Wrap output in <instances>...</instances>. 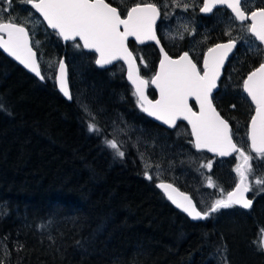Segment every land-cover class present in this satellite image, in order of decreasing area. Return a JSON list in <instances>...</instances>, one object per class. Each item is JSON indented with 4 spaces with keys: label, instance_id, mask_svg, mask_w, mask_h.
<instances>
[{
    "label": "trees",
    "instance_id": "trees-1",
    "mask_svg": "<svg viewBox=\"0 0 264 264\" xmlns=\"http://www.w3.org/2000/svg\"><path fill=\"white\" fill-rule=\"evenodd\" d=\"M36 40L37 57L44 51L63 59L71 99H64L52 80L37 81L0 53V264H264L262 252L253 247L256 230L264 229L263 194L251 198L249 209L231 207L189 221L144 178L133 155L119 158L105 146L102 132L87 129L88 118L112 104L151 134L144 142L164 131L142 114L122 69L111 78L107 69L94 66L93 54L75 42H61L42 23ZM128 47L147 64L140 75L150 76L154 48ZM234 58L223 74L236 91L228 98L226 88L213 102L222 118L236 120L242 135L251 107L239 103L236 85L250 70L249 58ZM73 61L81 64L77 82L70 72ZM122 93L125 107H117ZM228 105L235 107L227 116ZM172 136L154 143L179 139ZM160 149L165 165L172 152Z\"/></svg>",
    "mask_w": 264,
    "mask_h": 264
},
{
    "label": "snow or ice",
    "instance_id": "snow-or-ice-1",
    "mask_svg": "<svg viewBox=\"0 0 264 264\" xmlns=\"http://www.w3.org/2000/svg\"><path fill=\"white\" fill-rule=\"evenodd\" d=\"M21 2L30 5L39 13L47 26L64 41H73L76 47L89 49L98 54L95 60L98 66L104 67L114 61L123 60L128 66L127 78L134 86L133 95L143 112L170 127H176L177 121H187L191 125V136L198 150L206 149L221 157L239 153V157L243 159V165H237L235 169L239 176L235 189L228 192L226 197L216 199L207 210H198L192 199L183 193H179L177 197L175 195L177 189L171 183L160 182L157 187L166 193L169 200L193 219H206L211 213L234 205L244 209L251 208L253 201L247 199L245 193L251 190L248 179L253 169L249 161L253 157L245 154L242 147H237L233 142L229 123L221 117L213 104L212 94L218 86L221 69L237 43L230 31L225 33L229 36L227 42L217 43L207 49L202 67H198L188 52L173 59L161 47L163 59L159 61L158 71L147 80L140 75L136 58L128 47V38L134 37L140 43L145 41L160 43L154 28L160 16V8L156 3L140 0L139 3L127 7L126 14L122 16L118 7L112 6L106 0H21ZM5 3L9 7L3 9V13H8L7 15L0 13V48L37 77L44 79L27 23L11 14L12 0H5ZM176 3L179 6V0H176ZM217 5H225L231 9L235 20L242 23L251 21L246 25L247 32L264 44V7L246 14L248 0H203L200 11L211 13ZM184 8L187 9V4ZM27 19L30 20L31 15ZM140 60L141 64L147 67L143 57H140ZM52 78L58 83L60 91L71 99L63 60L58 61V75ZM149 84L158 90V98L149 99L146 95L145 90ZM242 87L255 106L248 132L251 151L256 153L258 158L264 159V63H260L247 75ZM190 100L198 105V111L193 109ZM88 129L90 132L102 131L95 123L94 116L91 117ZM104 143L116 156L121 159L125 157L122 141L114 137H105ZM201 167L211 170L212 162L209 161ZM145 175L148 179L153 178L148 172ZM255 184L264 185V179H255ZM208 186H213L211 177L208 178ZM261 236L258 246L264 250V230Z\"/></svg>",
    "mask_w": 264,
    "mask_h": 264
},
{
    "label": "rangeland",
    "instance_id": "rangeland-1",
    "mask_svg": "<svg viewBox=\"0 0 264 264\" xmlns=\"http://www.w3.org/2000/svg\"><path fill=\"white\" fill-rule=\"evenodd\" d=\"M118 2L120 6H123V4L128 3L129 1L132 0H115ZM162 2L163 5L166 7L168 6L169 2L163 0ZM187 2L192 6H195L197 3V0H187ZM24 3L21 2V0H12L11 4V14L19 17L21 21H25L27 23L28 28L30 29V34L32 36V41L31 43L33 46H36L38 48H41V43H39L36 40V35L40 31V25L41 21L34 16L31 12H27L24 10ZM9 5L5 3V0H0V13H3L4 8H8ZM4 15H7L8 13H3ZM31 15V19L28 20L29 16ZM181 26V23L178 22L175 24V28L178 30V28ZM172 27L165 29V33H168L170 36L174 37L175 35L170 32ZM229 32L228 30H225L224 33ZM194 42V41H191ZM190 50L192 51V54L194 56H197L199 51H200V44H192L190 47ZM46 51V50H45ZM45 52L42 51V53L39 54L38 62L40 65V69L42 71V75L53 81V73L54 69L56 66L57 61L59 60L57 57L54 56H48L44 54ZM141 61V60H140ZM71 62V59H70ZM71 65V70L72 72V79L77 82V80H80V67L78 65H81L80 63H76L73 61L70 63ZM67 68V66H66ZM116 68L121 69L120 64H116ZM123 69V67H122ZM143 70V73L146 74V67H144L141 64V71ZM233 71L234 69L231 68ZM109 77V76H108ZM112 78L113 76L110 75ZM149 75H144V79H149ZM229 79V77H228ZM68 80V77H67ZM112 79L109 78V81ZM108 83V82H107ZM115 83L109 82L110 88H112V85ZM89 91L93 89L91 85H88ZM239 88V87H238ZM232 91H235L233 88H228L226 91V95L232 96L233 93ZM91 93L94 92L90 91ZM110 94L114 95V91L110 89ZM227 97L229 98V96ZM81 93L77 92V107L81 108L82 105H80V98ZM115 97V95H114ZM116 106L117 107H122L124 103L120 102V98L116 100ZM112 104H109V106L106 109L99 108L97 109V117H95V123L102 129V135L104 134V139L105 137L108 138H116L118 141H122L124 144V147L122 150L127 153V157L130 159H133L129 155H133L134 159L139 162L142 167H143V176L147 180H152L154 183L156 181V177L161 175L163 173L164 168L166 169L165 166H168V164H175L177 160V154L179 155V149L177 150V146L173 144H169L165 141L160 142L158 146L160 148H165L167 150H172V148H175V151L171 154H166L167 156H175V160L172 161V157L169 160V163H166L165 165H160L163 162L167 161H161V156L163 154V151L155 145L154 142H157L160 140L156 135H152L154 137V142H144L147 137L149 138V133L145 129L142 128L134 120V118L131 119L130 122L127 121L125 117H122L123 114L121 110L114 111V108H111ZM115 107V106H114ZM116 112H120L121 114H117ZM84 115V113H83ZM122 115V116H120ZM85 116V115H84ZM131 117V116H130ZM91 120V117L88 118ZM90 122V121H89ZM89 124V123H88ZM239 124V123H238ZM239 126H236V128L239 129ZM88 129V127H87ZM184 129V133H186V130L184 127L180 126L176 128L177 134L176 137H178V134L182 133ZM123 130V131H121ZM89 131V129H88ZM90 132V131H89ZM169 136L168 133L166 132H160L159 137L162 140H166L165 137ZM146 137V138H145ZM237 139L239 141V147H242V150L245 152V154H248V148H247V142L245 138V131H243L242 135L237 134ZM146 143V144H145ZM156 149V150H155ZM111 150V149H110ZM113 152V150H111ZM114 153V152H113ZM177 153V154H176ZM143 154V155H141ZM157 154V155H155ZM189 163L185 164L184 167H180L177 170L180 172V177H173L171 174V170H173L174 166L169 165V170L168 172L170 173V177L173 180H177L180 184L187 185L190 189L191 194L195 197L196 202H198V205L200 206L201 210H207L210 205L216 200L224 197V190L225 187L230 185V184H235L239 180V176L237 172L235 171L237 165H243L244 161L241 157H239V153L234 154L232 157L228 158L227 160H217L216 158H210L207 157L205 154L201 155H189ZM209 161L212 162V168L209 170L206 167H201L203 164H207ZM160 162V163H157ZM184 162H187L185 159ZM249 163L252 166V173L249 174V179L248 183L251 186V190L249 191L251 193L252 198H257L258 196H261V194L264 195V190H261L264 188V185H256L255 184V179H264V159L258 158L257 156H254ZM151 165V167H148V165ZM157 165L159 167H157ZM148 172L152 175V179L146 178L145 173ZM211 177L213 181V186L209 187L208 186V178ZM157 182V181H156ZM253 191V193L251 192ZM224 209L219 210L223 211ZM216 212V213H218ZM252 219H254L252 217ZM256 220H253V222ZM255 223V222H254ZM260 230H256L255 235V240L253 243V247L255 250H259L262 252V255L264 256V250H261V248L258 246L260 240L262 239L261 232L264 229H261V227H258Z\"/></svg>",
    "mask_w": 264,
    "mask_h": 264
},
{
    "label": "flooded vegetation",
    "instance_id": "flooded-vegetation-1",
    "mask_svg": "<svg viewBox=\"0 0 264 264\" xmlns=\"http://www.w3.org/2000/svg\"><path fill=\"white\" fill-rule=\"evenodd\" d=\"M162 1L163 0H145V2H147V3H156L157 6L160 8V16L157 18L154 28H155L157 38L160 40L161 47H163L164 51L167 52L170 57L175 58L181 53L188 52L189 56L193 59L194 62L197 63L198 67H201V58H202L204 51L214 44L228 41L229 36L224 33L225 30H228L231 32L232 38L237 41V43L233 49L232 54L229 56L230 58H234V55H236L237 57L240 56L243 58H249V64H248L249 67H247V68H250V70L257 67L260 63H264V51H263L262 46L246 30V25L250 23L249 21H245L243 23L236 21L224 8H214L213 12L208 13L207 15H202L199 12V9L201 6V0H197L196 5L192 6V7L187 2V0H179V6H177L176 0H165V1L169 2L168 6H166V7L163 5L164 2H162ZM106 2L112 4V6H114V7H118V10L121 11V14L123 16L126 14V8L127 7H131L135 3H139L140 0L129 1L128 3L123 4V6H120L118 4V2L115 0H106ZM185 4H187L186 10L184 8ZM247 7H248V11L246 14H250L251 10H257L259 8L264 7V0H248ZM27 12L32 13L31 10L27 11ZM178 22L181 23V26L177 30L175 28V24ZM170 27H172L170 32H172V34L175 35L174 37H172L168 33L164 32L165 29L170 28ZM185 29H187V30H185ZM181 36L183 38H181ZM191 41H194V42H191ZM210 43H212V44H210ZM128 44L134 45L132 43V41H128ZM192 44H200V51H199L197 56H194L192 54V51L190 50V47ZM146 45H150V44H146ZM134 46H136V45H134ZM142 46H145V45H142ZM137 47H141V46H137ZM154 50H155V48H154ZM229 57H228V59H229ZM231 61L228 63V60H227V62L225 63V65L221 71V76H220L219 80L217 81L218 86H217L216 92L213 94V97L216 96V93H218L220 91L223 94L224 90L229 87V85L227 84V80H228L227 75L228 74H226V73L228 72V70L232 64ZM238 61L236 63V66L238 63H240L239 59H238ZM136 63H137V67L139 69H141L140 58H139V61L136 60ZM116 64H120V63H115V64L105 68V69H107L106 73L109 76L110 75H112L113 77L115 76ZM224 68H227V71H226V73L224 72V74H223ZM241 68H242V63H241ZM121 69H122V66H121ZM154 69H155V66L153 68V71L150 74V77L152 76ZM118 70H120V69H118ZM146 70H147V68H146ZM122 71H123V69H122ZM249 71H247V73ZM240 85H241V82L239 85H236L238 96H240V98H242V100H238V101H239V103H241L243 101L244 103H247L251 107V111H250V116H251L253 107L249 103V101L246 99V97L243 95L241 88H240ZM146 92H147L150 99L154 98L155 94L149 88V86H148ZM125 100H126V94L122 93L120 102L124 103ZM213 101H214V99H213ZM213 104H214V102H213ZM232 108L233 107L228 105L227 110L225 109V115H227L226 113L229 112V110ZM246 112H247V110H246ZM116 113L121 114L120 112H116ZM120 116H122V115H120ZM250 116H249V118H250ZM122 117H124V116H122ZM243 118H244V114H243ZM249 118H248V120H249ZM248 120H247V122H248ZM226 121L229 123V126L232 130L233 141H234V143L237 144V147H239V141L237 139V134H240L243 129L241 127H239V129L236 128V126H238L235 124L236 120H233L230 117H229V119L227 118ZM247 122L244 126L245 138H246ZM180 126L185 128L186 133H184V129H183L182 133L178 134L179 139H176L177 141H175L174 139H171V141L172 140H174V141L170 143V144L174 143L177 146V150L179 149V155L176 153L177 154V160H176L175 164L174 165L168 164V166L169 165L174 166L173 170H171L172 171L171 174L173 175V177H177V176L180 177V172L177 170V167L179 169L180 167H184L185 164H188L190 162L189 161V155H191V154L192 155L204 154V153L196 152L193 150L192 144H191V141H190V138L188 135V131H187L186 126L184 124L178 123L177 126L170 131L165 130L163 128L162 129L164 130L163 132H166L171 137H173L172 133L175 132L177 134L176 128L180 127ZM159 139H160V137H159ZM180 139H183V140H180ZM187 139H189V140H187ZM247 148H248V146H247ZM170 151L173 153L175 151V148H172V150H170ZM155 155H157V154H155ZM161 156H163V154ZM251 156L252 157L257 156V154L251 153ZM207 157H209V156H207ZM210 158H212V157H210ZM172 159H173L172 161H174L175 156H172ZM185 159L187 160V162H184ZM168 166H165L166 169L164 168L163 173L156 177V181L169 182L172 185H174L179 191L187 193L190 196V198L193 200V202L196 204L197 209L201 210L200 206L198 205V202H196V200H195V197L191 194L189 187L187 185L180 184L177 180L171 179L170 173L168 172V170H169ZM233 185L234 184H230V185L225 187L224 194H223L224 197H225V194L229 190H231ZM251 192L253 193V191H251ZM247 198L248 199L252 198L250 192H247ZM233 207L239 208L235 205Z\"/></svg>",
    "mask_w": 264,
    "mask_h": 264
},
{
    "label": "water",
    "instance_id": "water-1",
    "mask_svg": "<svg viewBox=\"0 0 264 264\" xmlns=\"http://www.w3.org/2000/svg\"><path fill=\"white\" fill-rule=\"evenodd\" d=\"M26 6H27V7L32 11V13H33V14H34V15H35V16L41 21V23L44 25V27H45L46 29H48L49 31L55 33L51 28H49V27L47 26L46 21H43V17L40 16L39 13H36L35 10L31 8L30 5H27V4H26ZM201 7H203V0H201V6H200V8H201ZM215 8H224V9H225V10H226V11H227V12H228V13L234 18V14L231 12V9H228L225 5H217ZM199 12H200L202 15H207V14H208V13H203V12H201L200 9H199ZM236 21H238V20H236ZM238 22H241V21H238ZM249 22L251 23V21H249ZM55 34H56V33H55ZM56 36H57V37L59 38V40H60L61 42H63V43H64V42H73V41H64L63 38H61L58 34H56ZM5 38H7V37L5 36ZM254 39H255V38H254ZM255 40H256V39H255ZM128 41H132V43H133L134 45H136V46H142V45L150 44V45H152V46L155 48V50H156L158 56H157V61H156V64H155V69H154V72H153V74H152V76H154L155 73H156V71H158V68H159V61H160L161 59H163V55H162V53H161V51H160V49H161V45H160V43L157 44L155 41H145L144 43H140V42L136 41L134 37H129V38H128ZM256 41L262 46L263 51H264V44H261L258 40H256ZM225 42H227V41H225ZM225 42H221V43H225ZM214 45H215V44H214ZM214 45H212V46H214ZM212 46H211V47H212ZM80 48L82 49V51H84V52H88V53H91V54L94 55V61H93V64H94V66H95L97 69H105V68H107V67H109V66H111V65H113V64H115V63H120L121 66L123 67V78H124V81H125V82L128 84V86L130 87V89H131V91H132V94L134 93V86L132 85V83H131V82L128 80V78H127L128 66H127V64H126L123 60H117V61H114V62H113L112 64H110V65H106V66H104V67H101V66H98V65L95 63V60L97 59L98 54H96L94 51H91V50H89V49H84V48H82V47H80ZM207 49H208V48H207ZM207 49L204 51V53H203V55H202V58H201V67H202V64H203V57H204V54L207 52ZM34 51H35V50H34ZM232 52H233V50H232ZM232 52L229 53L228 57L232 54ZM0 53H1L4 57H6L7 59H9L11 62H13L15 65H17L18 67H20L24 72H26V73L29 74L30 76L34 77L37 81H39V82H43V79H40L39 77H37V76L35 75V73L31 72V71H30L29 69H27L23 64H21L19 61H17L14 57H12L11 55H9V54H8L3 48H0ZM182 54H183V53L179 54L177 57H175V58H173V59H177V58H179V56H181ZM228 57H227V59L225 60V63L227 62ZM171 58H172V57H171ZM37 59H38V58H37ZM60 60H63V59L60 58L58 61H60ZM58 61H57V63H56L55 69H54L53 77H54L55 75H58ZM225 63H224V65H225ZM136 64H137V63H136ZM65 66H66V65H65ZM258 66H259V65H258ZM258 66H257V67H258ZM223 67H224V66H223ZM255 68H256V67H255ZM255 68H253L252 70H250L248 73L245 74V76L243 77V79H242V81H241V85H240V88H241V91H242L243 95L246 97V99L249 101V103H250V104L252 105V107H253L252 114H251V116H250V118H249V120H248V122H247V126H246V142H247L248 150H249L251 153H253V154H256V153H254V152L251 151V141H250L249 138H248V132H249V127H250V120H251V117H252V115H254V109H255V106L252 104L250 98L247 97V94L243 91V87H242V85H243V80L246 79V78H247V75H248L251 71H253ZM222 69H223V68H222ZM222 69H221V71H222ZM152 76H151V77H152ZM151 77L149 78V80L151 79ZM66 78H67V69H66ZM219 78H220V77H219ZM218 80H219V79H218ZM67 83H68V80H67ZM53 84H54V86H55L56 91H57V92H58V93H59L64 99H69L68 97H66V96L60 91V89H59V85H58V83L56 82L55 79H53ZM147 88H148V87H147ZM149 88H150V89L154 92V94H155V96H154L153 99L158 98V90L155 89V86L149 84ZM146 90H147V89H146ZM146 90H145V91H146ZM216 90H217V88L213 90V94L216 92ZM213 94H212V95H213ZM146 95L148 96L147 92H146ZM133 96H134V95H133ZM134 97H135V96H134ZM148 98H149V96H148ZM135 99H136V97H135ZM149 99H150V98H149ZM189 103L192 104L194 110L198 111V105H196V104L194 103V101L190 100ZM141 111H142V110H141ZM142 114H143L147 119H149L151 122H153L154 124H156L157 126L163 128V129H165V130L170 131V130H172V129L175 128V127H170L169 125L164 124L162 121H159V120L155 119V117H151V116H149L147 113H145V112H143V111H142ZM178 123H182V124H184V125L186 126V129H187V131H188V135H189V138H190V141H191V144H192V148H193L194 151L204 153V154H206V155L209 156V157L216 158L217 160H226V159L230 158L231 156H233L234 153H232V154H230V155H227V156H223V157H221V156L217 155L216 153H213V152H209V151H207L206 149H200V150H198V149L195 147L194 143H193L194 138L191 136V125H189V124L187 123V121H177V124H178ZM233 142H234V141H233ZM160 182H164V181H157V182L154 183V186H155V188L161 193V195L163 196V198L165 199V201H166L167 203H169V204L172 206V208H174V209H175L176 211H178L180 214H182L183 216H185V217H186L189 221H191V222H199V221H203V220H204V219H193L192 217L188 216L187 213H185L184 211H182V209L178 208V207L176 206V204H174L171 200L168 199L166 193H165L162 189H160L159 187H157V185H158ZM238 182H239V180L233 185V187L231 188V190H229L228 192L233 191V190L235 189L236 184H237ZM165 183H169V182H165ZM173 187L176 188L174 185H173ZM176 189H177V188H176ZM228 192H227V193H228ZM179 193H183V194L189 196L187 193H185V192H181V191H179V190L177 189V193H176L175 195H177V197H178ZM227 193H226V194H227ZM226 194H225V197H226ZM189 197H190V196H189ZM245 197L247 198V193H245ZM247 199H248V198H247ZM192 201H193V200H192ZM193 203H194V202H193ZM235 206H237V207H239V208H241V209H244V208L240 207L239 205H235Z\"/></svg>",
    "mask_w": 264,
    "mask_h": 264
}]
</instances>
